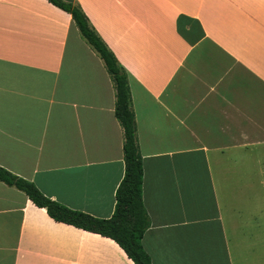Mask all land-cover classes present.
Masks as SVG:
<instances>
[{
	"label": "crops",
	"instance_id": "1",
	"mask_svg": "<svg viewBox=\"0 0 264 264\" xmlns=\"http://www.w3.org/2000/svg\"><path fill=\"white\" fill-rule=\"evenodd\" d=\"M64 1L128 75L151 263L264 264V0ZM114 107L69 12L0 0V166L110 217L124 175ZM0 264L135 263L0 180Z\"/></svg>",
	"mask_w": 264,
	"mask_h": 264
},
{
	"label": "trees",
	"instance_id": "2",
	"mask_svg": "<svg viewBox=\"0 0 264 264\" xmlns=\"http://www.w3.org/2000/svg\"><path fill=\"white\" fill-rule=\"evenodd\" d=\"M49 1L71 14L80 35L99 55L110 75L115 90L114 113L123 132L124 175L116 189L114 211L106 218L72 209L46 196L33 182L2 166L0 180L25 192L32 203L45 208L55 221L111 238L135 264H152L141 242L149 226V217L142 201V158L127 72L78 5L64 0Z\"/></svg>",
	"mask_w": 264,
	"mask_h": 264
},
{
	"label": "rangeland",
	"instance_id": "3",
	"mask_svg": "<svg viewBox=\"0 0 264 264\" xmlns=\"http://www.w3.org/2000/svg\"><path fill=\"white\" fill-rule=\"evenodd\" d=\"M256 182L259 183V180L258 181H255V184H256Z\"/></svg>",
	"mask_w": 264,
	"mask_h": 264
}]
</instances>
